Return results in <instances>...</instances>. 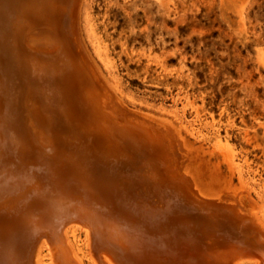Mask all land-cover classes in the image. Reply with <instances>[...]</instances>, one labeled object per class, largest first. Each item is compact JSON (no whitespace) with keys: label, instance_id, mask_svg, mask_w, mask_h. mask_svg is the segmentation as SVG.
<instances>
[{"label":"rangeland","instance_id":"1","mask_svg":"<svg viewBox=\"0 0 264 264\" xmlns=\"http://www.w3.org/2000/svg\"><path fill=\"white\" fill-rule=\"evenodd\" d=\"M0 264H264V0H0Z\"/></svg>","mask_w":264,"mask_h":264}]
</instances>
